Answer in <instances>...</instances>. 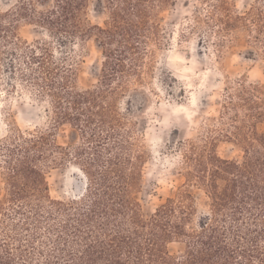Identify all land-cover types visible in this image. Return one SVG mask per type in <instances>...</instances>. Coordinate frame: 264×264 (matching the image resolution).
I'll return each mask as SVG.
<instances>
[{"label": "trees", "instance_id": "obj_1", "mask_svg": "<svg viewBox=\"0 0 264 264\" xmlns=\"http://www.w3.org/2000/svg\"><path fill=\"white\" fill-rule=\"evenodd\" d=\"M90 1L16 0L0 12V76L47 100L54 123L13 125L0 138V264H264V82L226 86L219 116L179 142L184 182L147 214L138 191L149 153L119 101L148 84L161 13L177 0H99L103 25L89 19ZM202 2L207 17L196 19L218 36V52L245 30L264 59V6L240 13L230 0ZM24 23L48 38L30 42ZM93 38L103 52L99 80L80 89L68 46ZM60 125L73 129V143L58 142ZM221 143L242 154L221 155ZM70 163L85 173V192L55 199L48 174ZM191 187L208 199L200 215ZM173 243L184 248L173 253Z\"/></svg>", "mask_w": 264, "mask_h": 264}, {"label": "rangeland", "instance_id": "obj_2", "mask_svg": "<svg viewBox=\"0 0 264 264\" xmlns=\"http://www.w3.org/2000/svg\"><path fill=\"white\" fill-rule=\"evenodd\" d=\"M230 1L240 13L253 6H264V0ZM15 3L16 0H0V12ZM209 8L210 4L202 0H177L161 13L163 41L152 46L153 71L148 84L130 88L119 101L121 112L136 122V130L149 153L138 191L147 214L184 182L179 142L195 138L207 119L219 116L226 86L242 77L264 82V59L249 43L245 30H238L235 41L228 42L226 49L218 52L215 45L218 36L210 37L207 24L196 19L198 15L206 18ZM88 17L93 24L103 25L107 14L99 0L90 1ZM21 34L30 42L48 38L42 29L25 23ZM68 49H72L78 63V87L96 86L103 61L98 40H78ZM10 83L6 75L0 76V138L13 125L23 129L53 127L49 102L23 86L13 89ZM259 129L264 131V123L259 124ZM56 133L58 142L65 145L76 139L69 125L58 126ZM219 149L226 157L242 154L230 143H221ZM79 169L82 171L70 163L50 171L53 198L64 201L81 198L86 183ZM2 186L0 176V193ZM191 191L196 196L200 215L206 211L208 199L199 189L191 187ZM183 248L181 243L170 245L173 253Z\"/></svg>", "mask_w": 264, "mask_h": 264}]
</instances>
